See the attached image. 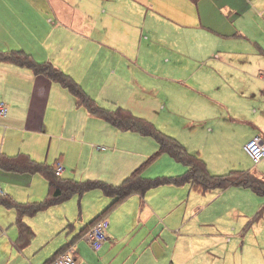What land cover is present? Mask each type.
Segmentation results:
<instances>
[{
	"label": "crops",
	"instance_id": "0c3cea01",
	"mask_svg": "<svg viewBox=\"0 0 264 264\" xmlns=\"http://www.w3.org/2000/svg\"><path fill=\"white\" fill-rule=\"evenodd\" d=\"M111 30L127 32V35H110ZM145 34L150 36L149 41L159 40V52L147 51L141 56V50L136 51L134 41L136 44L146 41ZM12 51H22L39 63L60 56L66 61L63 66L59 63L62 71L85 92L107 87L112 91L118 85L121 66L128 71L136 69L148 76L151 63L157 60L164 64L167 52L178 56L190 54L192 62L198 61L187 74L192 72L195 76L184 82L195 80L197 85L192 91L198 106L203 104V100L208 106L207 111L199 110V119L193 117V120L215 128L221 127L216 123V118L224 125L239 123L244 129L251 126L252 133L245 143L255 136L264 138L262 116L252 120L235 106L236 102H223L219 98L220 90L230 88V81L222 71L230 66L232 60L237 62L244 74L254 67L264 70V0H0V52ZM188 66L179 65L178 70H171L183 75ZM199 67H207L209 73L199 74ZM180 69L184 71L180 72ZM0 103H4L8 111L6 115H0V161L9 159L17 162L16 159L21 157L23 159L19 162L30 160L54 166L56 170L64 166L63 174L69 177H63V174L59 177L79 182L97 181L89 178H109L102 174V170L110 168V160L115 152L108 153V150H114V147L107 149L90 145L85 149L82 145L83 131L96 133L103 130L105 138L109 139L111 134L120 130L79 106L68 89L45 75L35 74L27 67L1 62ZM54 113L58 114L52 117ZM58 118L59 123L64 122L61 131L54 128ZM69 121L75 126L71 127ZM51 139L57 142L64 139L75 146L81 163L90 164V167L84 168L86 179L71 178L70 171L78 170V167L67 164L66 151L64 154L57 153L59 156L51 165ZM142 139L151 137L143 136ZM156 145L155 153L158 151L157 142ZM145 154L144 157H147L151 153ZM136 166H125L127 171L119 183L103 182L119 186L139 168ZM37 174L45 178L41 173L9 171L0 166V190L3 192L0 195V264H52L61 253H72L77 264H264V246L214 244L207 246L204 254L203 248H197L181 257H169L166 234L173 230L168 228V214L160 212L154 205L156 193L151 192L152 189L145 195L136 193L129 196L104 216L102 214L116 198L105 195L101 190L75 195L73 197L78 196L80 200V208L81 203L87 208L93 200L97 203L95 212L86 219L80 209L81 219L79 222L75 220L74 224L69 220L54 222L51 218V223L45 228L38 226L37 217L73 197L33 216H23L20 220L33 233V238L25 245L20 243L22 228L18 223V207L42 201H26L20 198V194L34 185ZM257 175L264 178V175ZM186 185L192 189V185ZM231 188L253 194L252 199L256 202L253 211L246 213L238 208L236 213L237 216L244 215L242 219L243 224L248 223L247 230L261 217L264 218V199H258L264 196L239 186L210 192ZM227 214L233 212L230 210ZM100 216L110 222L106 243L100 250H95L84 236ZM178 226L174 230L182 240L186 226ZM62 229L66 230L68 238L74 237L60 246H46ZM214 236L225 239L224 236L218 237L221 236L218 234ZM179 241L176 246H183L179 245ZM185 246L199 245L187 242Z\"/></svg>",
	"mask_w": 264,
	"mask_h": 264
},
{
	"label": "rangeland",
	"instance_id": "374dc122",
	"mask_svg": "<svg viewBox=\"0 0 264 264\" xmlns=\"http://www.w3.org/2000/svg\"><path fill=\"white\" fill-rule=\"evenodd\" d=\"M109 34L122 36L127 35V32L111 30ZM144 37H146V41L137 44L134 41L135 48L137 45L136 51L141 50V56H144L147 51H160L158 39L149 41L148 37L150 36L147 34ZM191 60L190 54L178 56L175 53L167 52L164 64L157 60L151 63L148 76L136 69H129L128 71L121 66L120 74H118V85L112 91L107 87L93 92L88 90L86 93L99 105L114 108V110L121 108L130 111L134 116L152 122L159 130L185 145L190 152L199 153V156L206 162L210 173L223 175L231 171H243L264 175V160L256 164L244 149L249 142L245 143L247 136L252 133L251 126L244 129L239 123H226L224 125L216 118V123L221 127L215 128L209 124L200 125L196 122L197 120H193V117L199 119L201 114L199 110L207 111L208 106L204 100L203 104L198 106V101L192 91L194 85H197L196 81L184 82L195 76L192 72L187 74L190 69L195 67L194 63L198 61L192 62ZM62 61L60 56H53L48 62L62 71L59 63L63 66L66 62ZM179 65H189L183 75L171 70H178ZM198 69L201 75L209 73L207 67H199ZM183 71L180 69V72ZM222 73L229 79L230 88L220 90V100L228 103L236 102L237 105L235 106L245 112L252 120L256 119L257 116L264 118V80L260 76L264 70L261 69L260 71V68L254 67L251 72L247 71V74H244L237 66V62L232 60L230 66L226 67ZM95 97H98L99 100ZM244 99L250 101H243ZM72 111H74V107H72ZM57 114L54 113L52 117ZM63 123H59L58 118L54 128L57 130ZM69 124L71 127L75 126L73 122L69 121ZM209 130L214 131L215 134H210ZM83 133L85 135L82 145L85 146V149L91 147L90 145H95L107 149L114 147V150H108V153L115 152V156L110 160V168L102 170V174L108 175L109 178L106 179L105 176L102 179L89 178L91 180L119 183L127 171L125 166L135 164L136 167H140L157 149L156 141L153 138L144 140L142 135L135 132L119 131L111 134L112 137L109 139L105 138L106 134L103 130H97L96 133L85 130ZM59 141H52L51 139V165L55 164V159L60 153L64 154L66 151L67 164L73 168L78 167V170L70 171L71 178L86 179L84 168L90 167V164L81 163L74 145L64 139ZM145 153L151 154L144 157ZM186 170L187 168L183 164L178 163L170 155L164 154L145 169L143 176L150 179L171 177L181 175ZM63 177L69 176L63 174ZM49 190L46 179L37 174L34 176V185L29 187L26 192L21 193L20 198L26 201H43L47 198ZM151 192L156 193L155 200H153L156 208L162 213H167L168 218H170L168 228L172 229L173 232L166 234L169 257L173 258L174 255L181 257L184 253L188 254V251L197 248H203L204 254L207 251L205 248L214 244L264 246V218L261 217L259 221L253 223L246 230L248 223L243 224L242 216L244 215H236L238 208L246 213L253 211L256 202L252 199L253 194L250 191L242 192L231 188L226 191L203 194L200 191L192 190L187 185H163L152 189ZM216 199L218 200L216 201ZM258 199L263 200L264 197ZM79 201L78 196H76L64 204L38 214V226L46 228L51 223V218L54 219V222H63L64 220H69L71 223L75 220L79 222L81 219L80 209L83 210L81 215L85 216V219L95 212L96 200L89 203L88 208L84 203H81L82 208H80ZM230 210L233 214L228 215L227 211ZM192 211H195L194 214ZM217 219L219 220L217 221ZM213 224L218 225L219 228ZM177 226H186L185 232H182L185 236L182 240L175 233L174 229ZM65 228L67 229V226ZM214 234L221 235L218 237L224 236L225 239H217ZM68 237L66 230L62 229L47 242L46 246H52L51 248L60 246L62 243L70 241L74 236ZM178 241L179 245L183 246H176ZM187 242L197 243L199 246H185ZM172 258L170 261L176 263ZM187 264L195 263L189 262Z\"/></svg>",
	"mask_w": 264,
	"mask_h": 264
},
{
	"label": "trees",
	"instance_id": "16d2710c",
	"mask_svg": "<svg viewBox=\"0 0 264 264\" xmlns=\"http://www.w3.org/2000/svg\"><path fill=\"white\" fill-rule=\"evenodd\" d=\"M9 62L18 66L27 67L37 75H45L52 81L59 83L77 99L79 106L85 107L90 114L98 116L120 131L139 133L145 137L153 138L158 144V151L150 156L148 160L135 170L119 186L110 185L103 181L79 182L71 179H62L56 175V167L47 166L30 160L17 162L9 159L0 161V166L9 171L41 173L49 183V194L47 198L30 206L18 207L19 225L22 228L20 243L29 242L33 238L32 231L23 225V216H33L51 206L65 202L75 195H83L92 190H101L109 197L116 200L108 207L102 216L109 214L122 201L133 194L145 195L147 191L163 186L186 184L192 185V189L207 193L213 190H225L231 186H239L252 190L255 194L264 196V178L254 172L231 171L224 175H212L205 161L196 154L190 153L186 147L177 139L159 130L152 122L134 116L130 111L124 109H107L97 104L82 87L69 75L56 68L51 62L39 63L31 56L22 51L0 52V63ZM168 154L178 163L183 164L187 170L177 176L145 178L143 172L158 157ZM28 162V163H27ZM27 166L26 168H22ZM101 217V216H100ZM98 218L92 225H94ZM30 236V237H29ZM29 237V238H28ZM173 264V263H171Z\"/></svg>",
	"mask_w": 264,
	"mask_h": 264
},
{
	"label": "built area",
	"instance_id": "2783aa9c",
	"mask_svg": "<svg viewBox=\"0 0 264 264\" xmlns=\"http://www.w3.org/2000/svg\"><path fill=\"white\" fill-rule=\"evenodd\" d=\"M262 78L264 79V73L262 74ZM7 112V106L4 103H0V115H6ZM244 149L256 164H259L264 160V138L262 136H255L246 144ZM63 171L64 168L59 166L56 170V174L61 176ZM0 195H3L1 190ZM108 226L109 222L107 219L101 218L92 225L89 231L85 234V240L89 242L95 250H100L106 243ZM52 264H77V260L72 253H61L53 260Z\"/></svg>",
	"mask_w": 264,
	"mask_h": 264
}]
</instances>
